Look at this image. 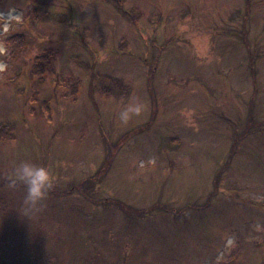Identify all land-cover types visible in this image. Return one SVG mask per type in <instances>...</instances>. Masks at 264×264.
Here are the masks:
<instances>
[{"label":"rangeland","instance_id":"rangeland-1","mask_svg":"<svg viewBox=\"0 0 264 264\" xmlns=\"http://www.w3.org/2000/svg\"><path fill=\"white\" fill-rule=\"evenodd\" d=\"M0 47V264H264V0H0Z\"/></svg>","mask_w":264,"mask_h":264},{"label":"clouds","instance_id":"clouds-1","mask_svg":"<svg viewBox=\"0 0 264 264\" xmlns=\"http://www.w3.org/2000/svg\"><path fill=\"white\" fill-rule=\"evenodd\" d=\"M6 51V48L0 47V55L5 54ZM141 110L142 105L139 103L125 105L119 112V119L127 123L132 115L138 114ZM16 179L22 180L27 184L26 200L31 201L33 204L45 197V190L51 187L52 184L49 170L44 166H37L29 161L21 162L18 165Z\"/></svg>","mask_w":264,"mask_h":264},{"label":"trees","instance_id":"trees-1","mask_svg":"<svg viewBox=\"0 0 264 264\" xmlns=\"http://www.w3.org/2000/svg\"><path fill=\"white\" fill-rule=\"evenodd\" d=\"M128 17H129V16H128ZM18 38H19V41H20V40L23 38V36L19 35ZM46 55H48V54H46ZM48 57H49V56H45V55H44V59H45V58H48ZM40 64L42 65L43 63L40 62ZM115 85L118 86V87L120 86L118 83H115ZM125 94H127V93H125ZM0 134H2V135H7V130H6L5 127H1ZM82 264H85V263H82Z\"/></svg>","mask_w":264,"mask_h":264}]
</instances>
